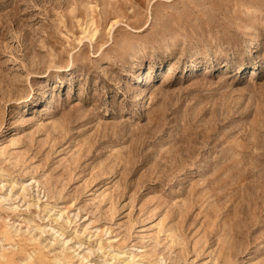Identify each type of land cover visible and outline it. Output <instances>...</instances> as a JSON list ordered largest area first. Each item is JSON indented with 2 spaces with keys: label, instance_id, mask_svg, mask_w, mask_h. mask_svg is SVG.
<instances>
[{
  "label": "rangeland",
  "instance_id": "374dc122",
  "mask_svg": "<svg viewBox=\"0 0 264 264\" xmlns=\"http://www.w3.org/2000/svg\"><path fill=\"white\" fill-rule=\"evenodd\" d=\"M0 264H264V0H0Z\"/></svg>",
  "mask_w": 264,
  "mask_h": 264
}]
</instances>
